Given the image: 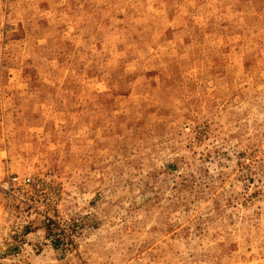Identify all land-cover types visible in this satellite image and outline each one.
Masks as SVG:
<instances>
[{"label": "rangeland", "instance_id": "374dc122", "mask_svg": "<svg viewBox=\"0 0 264 264\" xmlns=\"http://www.w3.org/2000/svg\"><path fill=\"white\" fill-rule=\"evenodd\" d=\"M0 264H264V0H0Z\"/></svg>", "mask_w": 264, "mask_h": 264}]
</instances>
